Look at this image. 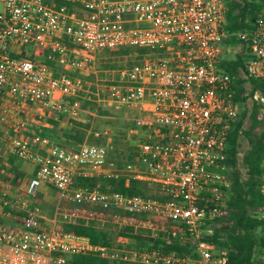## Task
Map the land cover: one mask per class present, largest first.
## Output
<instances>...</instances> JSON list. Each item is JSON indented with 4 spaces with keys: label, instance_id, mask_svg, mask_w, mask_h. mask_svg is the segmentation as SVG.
<instances>
[{
    "label": "built area",
    "instance_id": "1",
    "mask_svg": "<svg viewBox=\"0 0 264 264\" xmlns=\"http://www.w3.org/2000/svg\"><path fill=\"white\" fill-rule=\"evenodd\" d=\"M63 1L66 5L53 6L45 0H0V122L9 108L39 107L76 118L80 104L65 98L82 91L85 81L70 67L80 73L101 52L149 49L139 65L111 79L102 98L106 105L138 112L147 133L134 162L123 169L110 163L109 146L54 145L41 153L19 132L8 152L36 166L39 180L62 201L172 221L194 244V256L143 250L126 258L143 264H228V252L204 240L206 227L226 215L228 137L239 116L236 77L222 63L234 38L248 55L245 78L264 81V0L254 28L238 33L228 31L227 0ZM28 46L50 51L56 67L20 56ZM254 99L264 107L261 90ZM109 164L116 168L109 177L126 174L157 185L167 200L74 187L86 169L107 178ZM259 188L264 203V163ZM0 208L23 224L20 236L0 228V264H67V256L106 251L61 226L43 227L40 211L26 198H3ZM57 216L70 218L59 210Z\"/></svg>",
    "mask_w": 264,
    "mask_h": 264
},
{
    "label": "trees",
    "instance_id": "2",
    "mask_svg": "<svg viewBox=\"0 0 264 264\" xmlns=\"http://www.w3.org/2000/svg\"><path fill=\"white\" fill-rule=\"evenodd\" d=\"M45 1L53 6L66 5L63 0ZM227 4L229 9L227 28L230 33L254 28V24L262 12L261 0H227ZM228 45L234 49L241 44L236 39L231 38ZM25 51L35 54V57L26 56ZM148 52L149 49L127 48L101 53L109 57H128L131 54H137V60H139L137 65H139ZM19 55L37 61H41L38 57L45 56L47 60L44 63L52 68L56 67V61L52 59L51 52L43 48L28 46ZM247 58L248 55L245 51L235 61H223L222 68L231 76L237 77L239 70L244 68ZM245 83L252 85L251 97L260 90L264 94V81L236 79L234 81L235 100L240 106L246 104L250 98V96H246ZM258 109L259 107L255 108L251 115L253 128L260 125L257 117ZM246 117V111L242 112L241 119L236 120L228 137L226 176L229 185L225 188L227 197L224 204L226 215L210 223L204 232V240L228 252V264H263L264 256V220L260 218L264 203L259 188L264 163V132L258 140H254L250 132L245 133L252 148L245 157L248 175L243 178L239 167V139L240 135L244 134L243 126ZM55 118L58 121L66 119L64 117ZM76 118L71 120L73 128L70 133L61 129L59 122L55 119L46 120L49 126L54 127L53 130L56 131L59 140L63 142L60 146L76 149L83 142L88 130L92 129L89 124L80 123ZM135 156L136 154L133 152L123 151L119 152L116 158H111L110 155L109 160L116 163L119 169H123L129 163L134 162ZM74 182L75 188L89 190L99 188L104 192H119L127 196L138 195L145 198L167 200L160 194L159 186L133 180L128 178L126 174L117 179L114 177L102 179L76 177ZM58 210L60 213H67L70 216L66 221L60 217L61 227L78 237L88 239L95 247L106 249L105 253L98 251L67 256V264H143L140 261L126 258L127 256L120 257L116 254V249L124 252L127 248V250H134L131 252L159 250L165 253L194 256L192 240L184 232L183 227L172 221L148 215L131 214L121 210L104 209L88 204L77 206L64 200L61 201Z\"/></svg>",
    "mask_w": 264,
    "mask_h": 264
},
{
    "label": "crops",
    "instance_id": "3",
    "mask_svg": "<svg viewBox=\"0 0 264 264\" xmlns=\"http://www.w3.org/2000/svg\"><path fill=\"white\" fill-rule=\"evenodd\" d=\"M24 54L35 57V54L28 51H25ZM38 59L43 62L47 60L45 56L38 57ZM69 72H71V67L69 68ZM80 92L74 97L65 99L79 103L76 99L81 97L79 95ZM91 94L94 97H91L89 100L97 98L98 100L95 99L97 102H102L106 106V103L102 101L104 94L100 93L99 90ZM9 110L8 116L6 115L0 122V201L3 198H26L32 208L40 211L42 217L41 225L47 229H56L61 226V219L57 216V210L62 201L60 193L54 187L39 180L38 168L36 166L20 157L10 154L8 152V145L18 132L41 153H44L51 146L63 144L59 140L56 131L53 130L54 127L49 126L46 122L49 118L58 121L55 118L57 116L39 107L26 108L23 111L12 108H9ZM83 112L86 111L81 108L79 115H82ZM90 114L93 117L98 116L96 113ZM71 120H59V127L65 132L70 133L73 128ZM115 169L113 164H109L103 172L109 177L113 175ZM77 177L101 178L90 169H86L77 175ZM102 178L105 177L103 176ZM0 228L13 229L19 236L23 234L22 221L18 216L10 215L8 209L2 210L0 208Z\"/></svg>",
    "mask_w": 264,
    "mask_h": 264
},
{
    "label": "rangeland",
    "instance_id": "4",
    "mask_svg": "<svg viewBox=\"0 0 264 264\" xmlns=\"http://www.w3.org/2000/svg\"><path fill=\"white\" fill-rule=\"evenodd\" d=\"M2 8V4L0 3V11ZM245 51L246 50L241 45H237L225 60L235 61L237 57L239 55H243ZM138 63L139 60H137V56L135 54H131L128 57H109L106 54L100 53L97 54L95 61L92 62L90 70H85L84 72L79 73V71L77 72L76 69L71 67V73L76 76L80 75L85 81L84 88L79 94L81 97L76 100L79 101L81 108L86 112L79 115L76 120L80 123L89 124L92 128L91 130H88L83 142L76 148H79L84 144L106 145L110 148L111 158H116L117 154L123 151L137 154L139 151L138 148L140 141L144 139L147 133L143 122L139 121L141 117L139 113L125 107L105 106L102 102H97V98H95L96 100L89 99L94 97L91 93H96L97 90L104 94V91L107 90V86L110 85L111 79L117 80L119 78L120 70L131 68ZM243 70V68L239 70V75L236 79L247 80ZM244 88L246 89V96H250V93L252 92V85L250 83H245ZM257 107H259L257 117L260 121V125L253 128L251 115ZM244 111H246L247 117L244 120V134H241L239 139V167L243 178H246L248 175V166L245 162V157L252 148V145L245 133L250 132L254 140H258L260 138L261 134L264 132V107L261 105L259 106V103L254 99V96H250L246 104L243 106L239 105L238 121L241 119L242 112ZM90 113H96L98 116L93 117ZM110 163L113 162L110 161ZM113 164L118 168L116 163ZM95 189L102 191L99 188ZM115 230L118 231V229ZM127 249H125L124 252L116 249V254L120 257H130V252L134 250Z\"/></svg>",
    "mask_w": 264,
    "mask_h": 264
}]
</instances>
